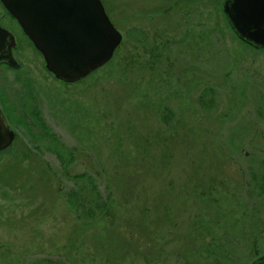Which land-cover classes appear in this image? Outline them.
I'll return each mask as SVG.
<instances>
[{
	"label": "rangeland",
	"instance_id": "obj_1",
	"mask_svg": "<svg viewBox=\"0 0 264 264\" xmlns=\"http://www.w3.org/2000/svg\"><path fill=\"white\" fill-rule=\"evenodd\" d=\"M101 1L122 42L74 83L47 71L0 3L20 65L0 66V91L28 92L74 155L63 167L39 130L10 122L0 264H254L264 257V50L233 33L222 0ZM80 172L102 209L66 199Z\"/></svg>",
	"mask_w": 264,
	"mask_h": 264
},
{
	"label": "water",
	"instance_id": "obj_2",
	"mask_svg": "<svg viewBox=\"0 0 264 264\" xmlns=\"http://www.w3.org/2000/svg\"><path fill=\"white\" fill-rule=\"evenodd\" d=\"M35 48L45 68L66 83L98 70L122 41L101 0H0ZM221 10L235 35L255 49L264 50V0H222ZM10 31L0 26V60L17 68L12 55L16 44ZM14 131L0 111V151ZM254 264H264V257Z\"/></svg>",
	"mask_w": 264,
	"mask_h": 264
},
{
	"label": "trees",
	"instance_id": "obj_3",
	"mask_svg": "<svg viewBox=\"0 0 264 264\" xmlns=\"http://www.w3.org/2000/svg\"><path fill=\"white\" fill-rule=\"evenodd\" d=\"M28 110L30 119L34 121L36 125H38L37 127L40 131V134L36 135V138L42 140L44 146L43 148L53 151L57 158L60 160L62 166L66 167L68 160L72 158V156H74L72 150H68L66 145L60 141L57 134L52 130V128L42 116L40 108L32 105V107L28 106ZM14 119L17 123L21 122L17 117H15ZM28 132L35 135L34 131L32 130ZM68 176L79 185L76 188H72L67 193L66 199L68 200L69 204H71L73 207H77L79 205L84 207L86 206V201L88 200V203L93 202V206L96 208L102 209L105 206V200L103 197H101V195L98 194L95 187V179L91 175H88L85 172H80L73 175L69 174ZM262 179H264V176ZM84 180L86 181V184L82 183ZM261 188L262 187L260 185L258 189L261 190ZM85 191L89 193L90 197L86 198ZM93 194L97 196L94 197V199L91 197Z\"/></svg>",
	"mask_w": 264,
	"mask_h": 264
},
{
	"label": "flooded vegetation",
	"instance_id": "obj_4",
	"mask_svg": "<svg viewBox=\"0 0 264 264\" xmlns=\"http://www.w3.org/2000/svg\"><path fill=\"white\" fill-rule=\"evenodd\" d=\"M9 16H10V14H9ZM9 18L12 19L13 21H15L14 23H16L19 26V24L17 23L15 18H13L12 16H10ZM1 27H3V26H1ZM3 28H5V27H3ZM5 29H7V28H5ZM8 31H10V30H8ZM21 31H22V29H21ZM11 34H13V33H11ZM14 37H15V35H14ZM17 46L18 45L16 44L13 47H17ZM33 46H34V44H33ZM13 49H12V55H13ZM0 66H7V67L13 68V69H18L20 67V65H19L17 68H14V67L10 66L5 60H0ZM29 95L30 94L28 92L23 91V93H21V95L19 94L17 96V100H13L10 97H4V93H2L0 91V111L2 113V117L4 118L5 122L8 124L9 128L14 131V138H12L13 140H12L11 144L7 148L0 151V153L10 149L15 138H16L15 130L12 128L10 122L14 123V125L19 126L20 128L24 129L25 131L39 130L37 127L38 125H36L35 122L32 121L29 117L30 114H29L28 106L32 107V105L30 103L31 97ZM15 117H17L21 122L20 123L15 122V119H14Z\"/></svg>",
	"mask_w": 264,
	"mask_h": 264
}]
</instances>
